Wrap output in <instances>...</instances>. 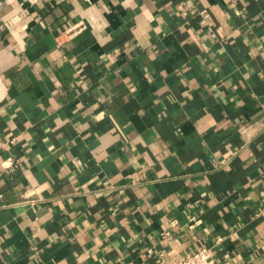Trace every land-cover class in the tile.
<instances>
[{"label": "crops", "instance_id": "obj_1", "mask_svg": "<svg viewBox=\"0 0 264 264\" xmlns=\"http://www.w3.org/2000/svg\"><path fill=\"white\" fill-rule=\"evenodd\" d=\"M0 134V264H264V0H0Z\"/></svg>", "mask_w": 264, "mask_h": 264}, {"label": "built area", "instance_id": "obj_2", "mask_svg": "<svg viewBox=\"0 0 264 264\" xmlns=\"http://www.w3.org/2000/svg\"><path fill=\"white\" fill-rule=\"evenodd\" d=\"M206 14V11L203 12ZM16 141L15 138L4 139L0 134V149L12 145ZM13 167L11 163L7 165L5 162L0 163V177L3 172L7 169ZM191 225H196L201 222V219L196 217H190ZM174 224L177 221H173ZM170 264H221L214 258L213 248L212 247H202L199 250L193 251L185 257L180 258L179 260L170 263Z\"/></svg>", "mask_w": 264, "mask_h": 264}]
</instances>
